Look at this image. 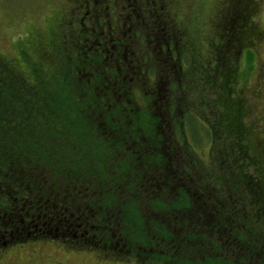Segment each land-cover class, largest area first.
<instances>
[{
  "label": "trees",
  "instance_id": "1",
  "mask_svg": "<svg viewBox=\"0 0 264 264\" xmlns=\"http://www.w3.org/2000/svg\"><path fill=\"white\" fill-rule=\"evenodd\" d=\"M243 2L211 65L157 0H73L47 39L0 56V251L48 239L141 262L264 264Z\"/></svg>",
  "mask_w": 264,
  "mask_h": 264
},
{
  "label": "rangeland",
  "instance_id": "2",
  "mask_svg": "<svg viewBox=\"0 0 264 264\" xmlns=\"http://www.w3.org/2000/svg\"><path fill=\"white\" fill-rule=\"evenodd\" d=\"M240 0H157L168 15L158 13L169 21V16L182 20V31L193 42L203 47L199 61L211 65L217 58L219 40H223L221 19L230 16ZM73 0H0V56L6 59L20 57L21 48H29L41 39H47L50 25L55 23V14L73 13ZM244 17L237 20L242 26L243 43L239 52L238 70L245 68V51L255 53L252 72L247 81H242L245 112V139L250 142L253 155L264 168V0H244ZM164 16V17H163ZM169 23V22H168ZM222 31V33H221ZM186 37V36H185ZM218 44V45H217ZM209 47L211 49L206 48ZM201 48V47H200ZM211 52L208 60L206 51ZM213 51V52H212ZM29 52V51H28ZM169 72V79L172 77ZM167 82V80H166ZM166 84V83H165ZM161 86L166 89V85ZM189 132V131H187ZM190 133V132H189ZM187 140L193 142L190 134ZM209 146V143L206 145ZM199 156L207 157L203 150L195 148ZM0 264H165L141 262L90 248H73L60 240L39 239L23 245H11L0 251Z\"/></svg>",
  "mask_w": 264,
  "mask_h": 264
}]
</instances>
